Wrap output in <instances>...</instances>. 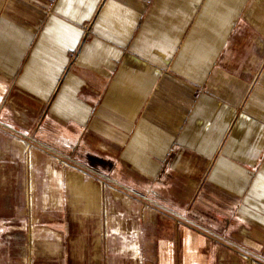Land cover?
<instances>
[{
  "label": "crops",
  "instance_id": "1",
  "mask_svg": "<svg viewBox=\"0 0 264 264\" xmlns=\"http://www.w3.org/2000/svg\"><path fill=\"white\" fill-rule=\"evenodd\" d=\"M19 112L90 165L44 189L35 264H264V0H0Z\"/></svg>",
  "mask_w": 264,
  "mask_h": 264
},
{
  "label": "rangeland",
  "instance_id": "2",
  "mask_svg": "<svg viewBox=\"0 0 264 264\" xmlns=\"http://www.w3.org/2000/svg\"><path fill=\"white\" fill-rule=\"evenodd\" d=\"M13 117L18 121L10 124L12 131L0 129V264H35L34 257L41 249L36 240L26 235L31 230L30 221L38 220L33 225L37 227L41 219L58 215L57 192H51L50 205L45 208L49 192L44 189L47 185L55 188L64 173L68 179L75 169L81 170L75 163L90 165L81 157L60 158L56 147L44 146L37 137L26 141L31 128L20 125L25 115L19 112V117L14 113ZM30 183H34L33 195L25 191Z\"/></svg>",
  "mask_w": 264,
  "mask_h": 264
}]
</instances>
